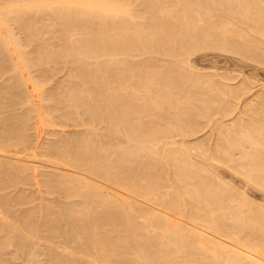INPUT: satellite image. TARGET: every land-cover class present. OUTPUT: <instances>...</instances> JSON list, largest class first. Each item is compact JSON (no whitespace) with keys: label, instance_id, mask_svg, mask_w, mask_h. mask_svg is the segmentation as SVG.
Returning <instances> with one entry per match:
<instances>
[{"label":"bare ground","instance_id":"bare-ground-1","mask_svg":"<svg viewBox=\"0 0 264 264\" xmlns=\"http://www.w3.org/2000/svg\"><path fill=\"white\" fill-rule=\"evenodd\" d=\"M130 1H133V0H129V1L128 0H0V48L4 51L6 50L8 52V46L11 45V48H12L13 44L17 48H19L18 43H16L17 41L13 42L15 40V38H13L14 40L13 39L11 40L10 37H8L7 33L5 32L9 28V25H10L9 21L16 23L18 27L19 26L21 27V29H19V33H20V30L24 31V32L26 30L27 33L32 34V32H30V31L31 30L34 31L35 27H37V29H38V27H40L42 25V23H43V25L45 24V27L42 28V26H43L42 25L41 28H39V29L42 30L45 28L46 32L51 30V29L57 28V26H55V25H58L60 27V28L58 27L60 29V31L56 34H54L52 31H49L50 33L52 32L54 34L51 36V41L50 40L45 41V42L43 41L44 42L43 45H41L43 42L42 43L40 42L41 46L36 45V47H35L36 49L38 47V50H39V47H41V51L38 52V54L40 55L38 58L44 56L42 59H44L47 62V64H48V62H50V63L54 62L55 63L57 60H59V61H57V63H58V62H62L64 60L69 59L70 64L72 63L71 66L74 65V68L79 70L76 74H75L76 70H75V72L73 71L74 75L72 74V72L70 73L73 75L72 76L73 78L71 81L72 82L74 81L75 82V83L73 82L74 84H71L68 81H66V82H68L69 85H67V88L65 89L66 85L62 84L63 83V81H62L60 83V85H61L60 89L63 88L62 85L64 86V88L61 90H58L61 92V94L57 95L56 93L58 91L56 92L55 91L56 89L53 90L54 93L53 92L51 93L54 96V97L51 96L53 98L50 97L51 100L57 96L58 97L60 96V98H59L61 101L60 103L66 104V107L69 110V112H67V115L65 112L63 115L62 109L64 110L65 106L63 108L60 107L61 108V111H60V108H59L60 105L58 106V104H57L58 102H56L57 105L53 104L54 106H58L59 111L62 112V114L60 113L61 118L63 117L62 119H66V120H60L59 119L60 115H59V117H58L59 121H64V122L70 121V123L77 122V124L76 123L73 124L76 126L77 125L79 126V123L81 121L82 122L85 121L84 124L86 126L88 124L87 122L88 121L90 122L91 120H92L93 124H95V125L100 123V125H99L100 127H101V125L103 126V124L105 123V125L103 126L104 129L101 127L102 130L104 131V133H102V134H101V132H103L102 130L101 131L99 130L100 133H96L97 131H95L93 129V128L99 127L97 125L96 127H93L92 129H91V127H89V129L95 131V133L97 135L94 134L93 131L90 132V130L88 128L85 131V129H86V126H85V128L83 127V129L85 131L84 134H81L82 137L79 136L80 138H82L81 140L79 139V137L75 138L78 135H75L74 137L69 136L70 138H72V140L75 138V139H77V141L78 140L80 141L78 144V142H76L74 140L72 142L70 140V138L68 139L70 141L67 140L68 143L70 142L69 143V150L71 148H74V150L71 149L70 152H68L65 149V147L67 146L66 145L67 143H65V145L60 144L61 142L66 141L65 139H64V141H60V139H62V138H60L59 141H57V142H59V144L56 141H55V143H53L54 145L57 144L58 147L57 146L54 147L53 144H51V145H53L51 147V145L49 144L50 150L48 148H45V150H47V149L49 150V151L47 150V155L51 153L48 156H52L51 158L54 159L57 164L63 166V168L67 167L69 169L68 172L65 171L67 173V176L63 173V175H65L66 178L63 179V177L60 175L59 176L61 178L57 177L56 175L55 176L57 178L53 177V180H56V181H54L57 184L56 186H59L60 188L62 187V190H60V191H63V193H64L65 192L64 189H65L66 191L68 190V192H65L68 194H69V191L72 192L73 194L78 193V196L76 194L75 195H73V194L68 195V196H73L74 198H77V197L79 198V194H80V198L81 197L84 198V201L82 199L83 204H81V206L86 204V207H87V204L88 205L92 204V205H89L90 207L88 206L91 209V207H93V205L95 204L96 207L99 209L98 210L95 207H93L94 211L98 210L96 213H99V211L104 212V210L105 211L107 210V214H108V212H109L108 210H111L112 212L110 211V213L108 214L110 219H107V218H106L107 220L103 219L104 223H106L105 221H108V220H110L109 223L111 222V220H112V222L116 221L114 223H116L118 225L120 224L123 227L122 230L124 231L125 236L123 237V235H122V238L118 237L114 240L111 239L109 236L110 230L108 229L109 228L108 226H107L108 228L106 229V230H109L108 231L109 233H106L108 235L102 234L103 232H106V231H104L105 230L104 228H106L104 226H106L107 223L104 226L100 225V226L104 227L103 228L104 230L102 233L99 232V230H98L99 226L96 225V223H98L99 220L97 219V221H96L95 218L99 217V219H100V216L102 215L103 212H101L100 216L98 214L96 217L94 216L95 217L94 218L93 217L94 214H90L92 212V210L91 211L87 210L88 209V207H87L85 209V215L90 211L89 215H92L90 217H93L95 221L93 220V218H92V220L90 218V221H89V218H88L89 215H87L86 217L84 216L85 218L80 219V216H82V214L84 213V208H85V205H84V208L77 206V207H79V209L81 208L80 209L81 211L83 210L82 213L78 212L81 214H79L80 215L78 217L79 219L77 218L80 222H82V229L83 230L82 229H80V230H82L83 233L81 232L82 234L81 233L78 234V232L80 230H77L76 234L79 235V237L73 239V236L70 237L72 235V233H73V235L75 233L72 228L75 227V223H76V228L79 229L77 227V225L80 227L81 223H78V220L77 221L75 220L76 216H78V213L71 211L73 206H74V205L71 206L72 205L71 204V205H69V207L71 206V208H68L69 210L67 212L68 213L67 215L70 214L68 217L71 218L72 217L71 214L73 212V214L75 213V215H76L75 218L73 219V217H74V215H73V217L71 218L73 220H71V221L66 219V218L62 219L64 224L66 222L65 220L69 221V223L74 224V225L70 224V226L73 225L70 227V230L73 231L72 233L70 232V234H71V235L69 234L70 236L67 235L68 233L67 234L64 233L65 230H64V232H62L63 229L61 227V224L63 222H61L62 221L61 219H60L61 221L59 220V216H60L59 214H57L59 216L57 217L58 219L56 220L58 222H55L54 220H52V219H55V217H53V215H55V213L53 214L52 212L50 213V216L53 214L52 218L50 216L49 217L44 216L46 220L43 218L45 220V222L47 221V218H48L49 224H45V222H40V220H39V222L43 223V225L44 224L46 226L51 225V228L53 226L57 225L58 228L62 229V230H60V232H61V235L63 237L62 238L63 241L64 242L68 241V242L64 243L63 245L61 243L62 241H60L61 246L55 245V247H53L54 243H57L59 240H61V238L56 241L57 237H55V238L52 237L53 238L52 240L55 239L54 240L55 242L52 240H48L49 242H47V240L45 241V242H47V244H50V242H53L50 245H48L49 248L47 247V250H49V251H46V253L50 252V246L52 247V250H53V248H56L53 251L57 250L56 252H58V254H57L51 250L53 252V254L58 255V258H56L57 257L56 255L53 256L52 253L50 252L52 255V257H50L51 259L49 258L50 262L52 263L53 257L56 256L55 258L58 260L63 255L64 258L66 257V261L68 259H70L71 261H74L73 257H75V259L77 261V259L79 258L78 262H80V264H81V261H80L81 259L83 260L82 263H84V264H264V209L262 210L260 207H256L257 204H258L257 206H260V203H257V204L255 203V207L252 205V203L251 204L248 203V201L246 200L247 195L244 196L243 192H241V193L236 192L235 193L233 191H236V190L228 189V186H225L227 184L224 180H223V182H225V185H223L224 184L223 182H220V180H218L219 178H218L217 173H214L215 175L212 173L213 180H215V178H216L217 183L220 182L219 185H221V183H222L224 188L222 186L218 187L217 186L218 184H215L216 181L212 180L211 181L212 183H211L208 180V178L212 175L209 173L210 176L208 175L209 177L207 178L208 172L206 170V166L204 165V167H203V170H204V168L206 170V171H204V173L206 172L205 173L206 175H205L204 173H202V171H203L202 169L200 172L199 171L200 169L197 170L198 168H195L196 166L193 165L192 162H194V161H192L190 159L191 152L189 154V151H191L190 150L191 147H188L189 149H187L185 147V144H180L178 146V144L175 145L173 142H172L173 144L170 143L171 141L170 142L168 141V143L165 142L164 143L165 145L163 144L162 141H165V140H162V139L163 138L167 139L168 137L170 139L171 138L170 136L173 132H174L173 134L177 133L176 134L177 136H179V137L182 136L184 138L185 135L191 131L190 129L192 128V125L189 126V122L191 124V121H193V120L188 121V118H192V117L191 116L188 117L190 114L188 112L189 114H184L185 117H183V119L179 120V116H184L183 114L179 115V113H178L179 109H178V106H176V105L181 106L180 101L179 102L175 101L173 104L172 101H169L170 100L169 97L171 96V95L169 96V92H167L168 96H169V97L167 96L168 97L167 98L166 97L167 93L162 94L163 93L162 92L161 94H158V92L157 93L155 92V89L152 90V87H155L156 76L162 75V74H161V72H158V74H156V72L158 70L157 71L154 70V72H153V70H151L152 68H150L151 63L148 64L147 61L145 63L142 60H141L142 63H140L141 61L139 60L140 64H138V66H136V67L133 66L135 64L132 65L133 67L130 64V62L132 63V61H133L132 59H131L132 61H130V58H133L135 53H136L135 55L140 53L138 55L140 57V56H142L141 55L142 53L150 55V52H153L154 54L158 53V55H159L160 54L159 52H162L163 54L164 53H166L167 55L169 54L168 56H171V60H172L173 59L172 56L174 54L178 55L179 53H181L182 57H183V55L184 56L186 55V57H187L189 54L192 55L193 53H195V51H198V50L200 51L203 49L207 50L206 47H213L214 48V47L219 46L218 49L220 47H223L224 48L223 50L227 51L225 49V48H227L230 51V49H234L237 45H239L237 43L242 42V41L246 42V40H248V38H250L248 36L249 35L248 33H250L251 30H250V28H248L247 24H246L247 25L246 29H249L250 31L248 30L249 31L248 32V31H246V29L244 30L243 28L245 27V24L243 26L242 25L243 23L247 22L250 25V22H251V25L252 24L256 25L261 21V19H262V21L264 20V18H262V17H264V13H261L262 11H264V9H263L264 7H262V8L260 7L261 10L263 9L261 12L259 11L260 9L256 10L257 8L252 4V3L256 2V0H254V1L252 0L251 4H249L250 0H135V2H131V3H130ZM259 1H261V3ZM259 1L257 4L256 3L255 4L262 6V0H259ZM135 4H137V5L135 6ZM132 5H134L135 8ZM263 6H264V2H263ZM253 7H255V10L257 12L254 10H253L254 12H252L251 9ZM257 7H259V6H257ZM33 17L41 18L42 22L40 21L39 18H38L39 19V21H38ZM253 18H255V19H253ZM236 19H237V23L239 25L238 27L234 23V22H236ZM259 19H260V21H259ZM37 22L41 23V24L39 23L40 26L37 24ZM7 24H9L8 28H7ZM16 24H13V25H16ZM263 24H264V21L262 22V26H263ZM36 25H38V26H36ZM48 25H51V26L54 25V28L52 26L51 29L46 30L47 29L46 27ZM241 25L243 27H240ZM253 25H252V27H254ZM260 26H261V22L258 25L257 29H259ZM262 26H261V28L264 27V26L263 27ZM256 27L257 26H255L254 27L255 30L252 31V33L255 32L254 33L255 35H256V32H257V34H259V32L261 30V28H260L259 32L256 31ZM251 29L253 30V28H251ZM13 30L14 29H12V31ZM263 30L264 29H262V31ZM9 31L11 32V30H9ZM10 32H9V34H10ZM24 32H22V33H24ZM38 32H41V31L37 30L35 33L37 35L38 34L40 35V33H38ZM35 33H33L32 35H35ZM42 33H44V35H45V32H42ZM42 33H41V36H42ZM263 33H264V31H263ZM12 34H13V32H12ZM31 34H30V36H31ZM260 34H262V33H260ZM260 34L257 37H260V39L261 38L263 39V37H261V36H263L264 34H262L261 36H260ZM37 35H35V36H37ZM41 36L39 38L37 37L38 41L43 40V38L41 39ZM47 36H45V37H47ZM247 36H248V38H246ZM29 38H31V37H29ZM236 39H237V41H236ZM250 39L247 41L248 43L251 42ZM20 40H22V38ZM23 40H25V39H23ZM23 40L21 41L22 43H23ZM251 40L253 42V39H251ZM32 43L34 44V42H32ZM36 43H37V41H36ZM246 43H245L246 46L249 45ZM242 44H243V42H242ZM241 47H242V45H241ZM243 47H245L244 44H243ZM251 47L255 48V43H254V47L252 46V43H251ZM25 48H27V47H25ZM30 48H31V46H30ZM238 48L237 47L235 48L236 50H235V52H233V54L236 53ZM215 49H217V48H215ZM220 49H222V48H220ZM239 49H242V48H239ZM239 49H238V52L241 51ZM243 49H245V51H246V47ZM243 49H242V51H243ZM29 50H31V49H29ZM32 50H35V49L33 48ZM155 50H157L156 51L157 53L155 52ZM158 50H159V52H158ZM208 50H209V48H208ZM9 51L11 52L10 49H9ZM12 51H14V50L12 49ZM229 51H227V53ZM146 52H148V53H146ZM248 52H249V50L246 52H243V53L247 54ZM28 53L29 52H27V54ZM229 53H232V51ZM243 53H241V54H243ZM10 54H12V53H10ZM33 54L34 53L32 52V55ZM236 54L240 55L238 53H236ZM248 54H250V53H248ZM3 55H1V57ZM9 55L7 57L8 59H9ZM29 56H30V54H29ZM35 56L34 57L32 56V57L35 58ZM244 56H246V55H244ZM261 56H264V55L261 54ZM23 57H26V56H22V57L20 56L18 58V60L20 59V61H21V59H22L21 62H22V64H24V67L27 65V63L29 64L33 60V58H32V60L28 59L29 57L26 58V60H25V58H23ZM63 57H66L67 59L64 58V60H62ZM150 57H152V56L150 55ZM165 57H166V55H165ZM178 57H179V55H178ZM182 57H181V59H182ZM4 58H5V56H4ZM183 58H185V57H183ZM100 59L101 60L103 59V60L101 61ZM37 60H39V59H37ZM37 60L36 59L34 60L35 61L34 65H35ZM11 61L12 60H10L9 62H11ZM45 61H44V63H45ZM150 61L158 63L157 61H154L153 59L151 60V58H150ZM12 62H14V61H12ZM173 62H175V60ZM15 63H17V62H14L13 64L15 65ZM41 63L43 64V61H41L40 64ZM67 63H69V62H67ZM133 63H135V62H133ZM13 64L10 66H12L13 68L15 67V69L13 70L11 67V70H13V72H16L15 70H16L18 65L14 66ZM38 64H39V61H38ZM166 64L169 65V63H167V62H166ZM45 65H46V63H45ZM174 65L175 64H173V67H175ZM42 66H44V65H42ZM51 66H52V64H51ZM176 66H177V64H176ZM178 66H180V65H178ZM70 67H68L69 70L64 69V71L66 72V70H68L70 72V69L72 71V68H70ZM158 67H159V65H158ZM169 67H170V65H169ZM40 68L43 70L42 67H40ZM40 68H38V69H40ZM155 68H157V66ZM55 69H57V67ZM47 70H48V68H47ZM53 70H54V68H53ZM53 70L49 68L48 72L50 73V71H53ZM169 70H171V69H169ZM175 70H177V69H175ZM40 72H42V71H40ZM151 72L156 74V76L154 77V75H152L153 73H151ZM171 72H170V76H169L167 74L168 71H166V73L163 74L164 77H161V79L165 78V79H167V82L170 84L169 86H173V87H176L177 89L178 88L181 89V92L183 91V96H182L183 98L181 97L183 100L188 95V93H191V95H192L194 93V91L196 92V94L194 93V95H197L196 98L199 95L202 96L201 92H199L201 90L200 88H198L199 85H198V87H195L196 84L192 83V82H194L193 80L190 79L192 82L190 83V81H188L187 84H186L187 81H181L180 82V80L177 81L176 78L173 80L174 74L171 75ZM173 73H174V71H173ZM15 74H17V73H15ZM70 74H68V79H69V77H71ZM42 75H44V74H42ZM39 76H41V75H39ZM171 76H173L172 79L170 78ZM14 78H15V76H14ZM133 79H135L136 83H140V84H138V86L141 85V86H139L140 88H138L137 85H136V87L138 88L137 91H139V92H141L142 91L141 89H143V91H142L143 95H141L142 97H138L139 95L136 94L137 91L135 90L137 88L134 87L135 85L134 86L131 85V82ZM157 79H158V77H157ZM15 80H13V81H15ZM63 80L65 83L66 77ZM197 80L195 79L196 82H197ZM69 81H70V79H69ZM129 81H130V83H129ZM16 82H17V80L14 82V84ZM18 82H20V81L18 80ZM9 83L10 82H8V84ZM11 83H10V86H11ZM205 83H207V82H205ZM8 84H6L7 88L9 86ZM156 84H158V83H156ZM189 84H192V85L190 86ZM193 84H195V85H193ZM188 85L190 86L189 88L187 87ZM17 86H18V84L16 85V87ZM158 86H160V87L157 88L156 91H159V89L162 91L161 88L162 87L165 88L164 86H161L159 84H158ZM167 86H168V84H167ZM19 87H21V85L18 86V88ZM133 87H134V89H133ZM173 87H171V88H173ZM194 87L196 88V90L194 89ZM3 88H6V87H3ZM13 88L12 87L9 88L10 89L9 91H8V89L7 90L5 89V90L10 93V91H12ZM21 89H19V92L22 91ZM132 89L135 91H131L132 94L129 92V94L127 95L128 91H130ZM179 89H178V91H179ZM191 89L194 91H191ZM228 89L229 88H227V91H228V93H230L229 91H231V90L230 89L228 90ZM1 90H3V89L1 88ZM165 90H166V88H165ZM165 90H163V91H165ZM153 91L155 92V94L153 93ZM178 91H177V95L179 94ZM13 92H14V90H13ZM60 92H58V94ZM184 92L187 93V95L185 94V96H184ZM197 92H199L200 94ZM23 93L21 92L20 96H22ZM4 94L5 93L2 92L3 96H1V99L4 98V96H5L6 100L10 96L12 97V95H10L12 93H10L9 94L10 96L7 98H6L7 95L6 94L4 95ZM139 94H141V93H139ZM180 94H182V93H180ZM13 95L15 96V98L18 97L17 99H20L19 98L20 96H18L19 95L18 93L16 94L17 97L15 94H13ZM160 95H165V99L167 98L166 102H164V100H163L164 98L161 97ZM191 95H189L190 99L191 98L194 99L195 96L193 97V95H192V97H191ZM58 97L55 98L56 101H59ZM160 97H161V99L162 98L163 99L159 100ZM15 98H14V100H15ZM22 98H23V100L24 99L26 100L25 95H24V97L22 96ZM173 99H176V98L173 97ZM179 99H180V97H179ZM187 99L190 101L188 96H187ZM12 100L13 99H11V101ZM51 100H50V102H51ZM188 100H185V102L188 103ZM8 101L11 102L10 100H7L8 104H9ZM15 101H17V100H15ZM182 101H181V103L184 104V102H182ZM0 102H1V100H0ZM21 102H22V100H21ZM54 102L55 101H53V103ZM200 102H201V100H200ZM177 103H179V104H177ZM203 103H205V102H203ZM203 103H202V105H203ZM1 104H2V102L0 103V105ZM13 104H11V105H13ZM61 106H63V105H61ZM56 108L57 107H55V110H58ZM182 108H186L188 110V107L182 106ZM182 108H180V109H182ZM225 108H223V109L225 110ZM70 110L74 111V114H76V113H78V115L81 114L82 117L79 116L78 119H80V118H82V119L86 118V119L80 120V122H79L77 120V118H74L77 121H75V120L73 121V116L74 117H76V116L72 115ZM161 110H164V113L167 112V115L164 114V115L169 117L167 120L166 119L161 120L160 118L157 119V117H156L157 112H159V111L161 112ZM193 110H195V109H193ZM220 110H222L221 107H220ZM79 111H81V112H79ZM174 112H177L178 116L176 114H174ZM184 112H186V111H184ZM70 113L72 116L71 115L68 116ZM191 113H192V111H191ZM198 113H200V112H198ZM202 113H200V114H202ZM83 115H85L84 116L85 118H83ZM173 115H174V118L177 117L176 120H174ZM186 115L188 118L186 117ZM196 115H198V114H196ZM23 116H19V118L17 117V123H18V121L20 122V124H18V125L16 123H14L15 120L13 119V123L16 124V127H18V130H20L19 129L20 125L21 124L23 125V121L25 122L24 124H26L27 123L26 121H28L27 117H29V114L26 116V120L24 119ZM66 116L69 118V120H68V118H66ZM70 117L72 119H70ZM89 118H90V120H88ZM153 118H156V120L154 122L152 121ZM164 118H165V116H164ZM180 118H182V117H180ZM18 119H21V121ZM144 119H149V120L145 121ZM162 119H163V117H162ZM177 119H178L179 124L176 122L178 125H175L174 123H175V121H177ZM254 121H252V122H254ZM260 121L261 120H259V122ZM2 122H1L2 127L4 126V128H2L0 130L4 131V129H6L7 127L9 128V129L8 128L6 129L7 132L12 130L11 126H13V125L9 126V123L7 124L8 126L5 125L4 123L6 122V120H4V119L2 120ZM94 122H96V123H94ZM13 123L11 122L10 124H13ZM154 123H156L157 125H152ZM93 124L91 123V126H95ZM254 124H256V123H254ZM260 124H261V122H260ZM260 124H258V126H260ZM262 124L264 125V122H262ZM27 125H28V123H27ZM81 125H82V123H80V126ZM242 125H243V129H245V130H243L241 127L239 129L235 128V130L236 129L239 130V131L236 130V131H238L239 134L236 133L237 134L236 136L230 135L231 137L234 136V137L239 138V140H236V138L235 139L231 138L228 141L224 140V137L228 132V128H227V130L223 129V131L226 130V132H224L225 134L222 132L224 134V137H222L221 139H222V142L224 141L226 144L223 143L222 145L223 146L226 145V147H229V150L226 147H225L226 150H223L225 148L219 143L218 147H220L219 145H221V148L218 150L215 148L217 151L220 150V152L222 149V152L220 153L221 156L218 157V160L210 157V156H212V152H211L210 153L211 155L207 154L210 157V159L208 157L207 159H209V160H207V161L205 160L204 162H208L211 160L210 163H211V165H213L212 164L213 161H214L213 163L216 162L215 164H218L219 162L222 163V160H223V161L227 162L229 165L232 161H235V160H232V157H233V156H231L232 152L230 154L231 149H233V150L237 149L239 152L238 148H240L241 153L240 154L238 153L240 156H238V155H237L238 157L236 156L237 158H239L238 159L239 161H235L236 163L238 162L237 163L238 167L234 168V172L233 171L231 172V170H230V173H235V171H236L237 174H240V173H238V172H240V171H238V169L235 170L236 168H239V166H240V170L245 173L246 179L244 177H243V179H245V181L248 182L246 184L250 185L249 183H251V184L258 186V188L260 187L261 190H264V155L263 154L261 155L259 153V150H261L264 153V151H263L264 150V130H262V128L264 126H262V128H260L261 130H256L257 127L256 126L254 127L253 125L250 124L255 129H252V127H250V125H249V128H248L249 130H247L248 124H246V127L244 124H241V126ZM26 126H24V127H26ZM88 126H90V125H88ZM16 127L14 125V128H15V131H14L15 135L13 134L14 136H16V134H17L16 132H18V130H16L17 129ZM0 128H1V126H0ZM14 128H13V130H14ZM240 129H242L243 132H242V130L240 131ZM219 130L221 132L222 128ZM3 131H0L2 133V136L4 135ZM6 131H5V133H7ZM88 131H89V133H88ZM232 131H234V129ZM232 131H230V132H232ZM81 132L83 133V130ZM230 132H228V133L230 134ZM234 132H232L231 134H234ZM11 133H13V131ZM98 134H99V136H98ZM84 135H86V136H84ZM11 136H12V134L9 137H11ZM230 136L226 135V137H228L226 139H229ZM64 138H67V137H64ZM9 139H13V138H9ZM2 140H3V137H2ZM234 140H236L237 142H234ZM26 141H28V139ZM26 141L22 140V142H26ZM0 142H2V141L0 140ZM75 142L77 143V146H74V145H76ZM3 143H5V141H3ZM6 143L3 145H6ZM160 143H161V145H160ZM2 144L0 143V146L2 147V148H0V152L3 151V150H1V149H3ZM71 144H73L72 145L73 147L72 146L70 147ZM162 144H163V146H162ZM171 145H173V146L171 147ZM159 146H161V147H159ZM165 146H167L168 148L163 150V148H165ZM244 146H248L249 149H248V147H246L247 149H245V150H247V151L242 152L241 150L242 149L244 150ZM157 147H158V149H157ZM261 147H262V149H261ZM159 148H160V150L162 148L161 151L164 153V155H163V153L160 155ZM250 148H251V151H249ZM111 149H113L112 150L113 154L111 152ZM114 149L116 151H114ZM192 149H193V147H192ZM45 150H44V155H46ZM109 150H110V153L112 156L115 155L114 157H112L110 155V153L108 155ZM157 152H159V154ZM206 152H208V151H206ZM42 154H43V152H42ZM158 155H160V156H158ZM108 156H111V158H113L114 161H112L113 159L109 160ZM215 156H216V154H215ZM222 156H223L222 160L219 161L220 160L219 158H221ZM216 158H217V156H216ZM233 158H235V157H233ZM203 159H204V157H203ZM203 159H202V161H203ZM106 160L108 161V163L110 165H108V163L105 162ZM110 161H112V162H110ZM103 162H105L106 164ZM29 163H31V162H29ZM112 163L114 165H112ZM234 163H232V164L234 165ZM164 164H167L165 166L169 165V168L171 169L170 173L173 174V176L171 177V181H170L171 183H170V185H168L170 189L168 187H164L163 189L166 190V193L165 194L164 193H161V194L158 193L159 196L162 195V197L164 199L159 200L160 198L158 196V199L153 201V197H154L153 194L155 193L156 190H158L157 188L160 185L159 182H160V180H162L161 176L164 174L166 175V172L165 173L163 172L165 170ZM195 164H196V162H195ZM215 164H214V167L219 168V167H216L217 165L215 166ZM27 165L29 166V164H27ZM222 165H225V164L222 163ZM225 166L227 167V165H225ZM231 167H233V166H231ZM35 168L37 169V167H35ZM165 168L168 169V167H165ZM167 169L165 171H167ZM211 169H208V170H211ZM7 170H8V172L10 171L9 169H7ZM23 170H24V167H23ZM24 171H26V169ZM215 171L216 170H214V172ZM218 171H219V169H218ZM221 171H223V170H221ZM11 172L14 173V170H12ZM242 172H241V174H242ZM23 173H25V172H23ZM69 173H70V175L68 176ZM236 173H235V175H237ZM5 174L6 173H4V175ZM160 174H162V175L160 176ZM200 174H204L206 177L203 175H201V176H203V177H201ZM219 174H220V172H219ZM223 174H225V173H223ZM11 175H12V173H11ZM27 175H28V173H27ZM51 175H53V174H51ZM170 175H169V177H170ZM8 176L10 177V175H8ZM16 176H18V175H16ZM159 176L161 179H159ZM221 176H222V174H221ZM239 176H241V175H239ZM167 177H168V175L166 176V178ZM232 177H234V175H232ZM4 178H5V176H4ZM21 178H23V176ZM16 179L18 180L17 177H16ZM168 179H170V178H167V180ZM209 179H212V178H209ZM27 180H28V177H27ZM27 180H24V181L26 182ZM239 180H240V178H239ZM1 181H2V178H1ZM49 181H46V182L48 183ZM240 181H244V180H240ZM3 182H5V181H3ZM14 182H17V181H14ZM25 182L22 181V183H25ZM164 182H165V180H164ZM164 182H162V183L164 184ZM213 182H215L214 185H213ZM50 183H51V181H50ZM242 183H244V182H241V184ZM54 184H53V186H54ZM183 184H185L186 186H184ZM17 185H18V183H17ZM17 185H15V186H17ZM161 185H160V187H161ZM164 185H166V182ZM254 185H251V188H254V187H252ZM56 186H54L55 190L57 188L56 192H59L58 187H56ZM65 186L68 189H66V188L63 189V187H65ZM232 187H233V185H232ZM258 188H257V190H259ZM52 189H53V187H52ZM161 189H162V187H161ZM167 189H169L170 191L169 190L167 191ZM245 189H246V187H245ZM248 189H250V188H248ZM109 192H110V194L112 192V194L110 195ZM59 193H61V192H59ZM182 193L184 195L187 194L185 196V197H187V198H185V200L187 199L186 201H184V200L182 201V199L184 198L183 197L184 195ZM249 193H250V191H249ZM81 194H83V196ZM128 194L141 197L145 201L147 200L150 203L155 202L154 205H152L154 208L152 210L149 209L150 211H148L145 208L147 211H143V210H136V209L132 208L131 204H130L131 206L129 205L130 207L128 205H127L128 207L125 206L126 205L125 201L127 200V204H128L127 198L130 197ZM181 194L183 196H181ZM66 195H64L65 198H66ZM60 196L62 197V195H60ZM64 196L62 197L63 200L65 199ZM75 196H77V197H75ZM119 198H121L123 200H121ZM252 198H253V196H252ZM71 200L69 202H71ZM2 201L3 202H0V203L3 205L4 200L2 199ZM65 201L61 202L62 206L64 205V203H66ZM68 201H67V203H68ZM79 201H75V202H77V204L74 202L75 207H76V205H80L78 203ZM123 201H124L125 205L123 204ZM259 201H261V200H259ZM153 203H151V204H153ZM48 204H51V203H48ZM111 204H113L114 207H112L113 205H111ZM3 206H6V205H3ZM51 206H52V204H51ZM262 207H264V206H262ZM7 208H5V209H7V212H8L9 207H7ZM45 208H43V210H46ZM53 208H55V207L53 206ZM73 209H75V208H73ZM64 210H65V208H64ZM77 210H78V208L76 209V211ZM66 211H67V207H66ZM66 211H64V212H66ZM38 213H40L39 210H38ZM8 214H9V212H8ZM24 215H25V213H24ZM136 215H138L139 217L140 216L143 217L142 219L140 217V219L143 221V224L140 223V225H138V224L136 225V224L131 223V220L133 218L137 217ZM65 216H66V213H65ZM65 216L63 214V216H60V218L65 217ZM104 216L105 215H103V217ZM7 217L8 216H6L5 219L3 218L6 223L4 222L2 225H0L2 228L5 227V225L7 224V221H6ZM14 217H16V216H14ZM35 217L37 218V216H35ZM35 217H32V218H34V220H36ZM38 217H39V215H38ZM139 217H137V218H139ZM12 218L13 217H11L9 219H12ZM86 218L88 220H86ZM14 219L17 220V218H14ZM21 219H26V216H25V218H21ZM28 219H31V217H29ZM18 220H20V217ZM18 220L15 222H18ZM44 220H42V221H44ZM50 220H52V221H50ZM103 220L101 221V223L103 222ZM27 221L28 220H26V222ZM53 221H54V223H51ZM26 222L23 223L22 226H24V224H27ZM30 222H31V220H30ZM59 222H61L60 225H58ZM10 223H11V221H10ZM13 223H14V221H12V224H11L12 226H13ZM46 223H48V222H46ZM55 223H57V224H55ZM33 224L34 223L32 222V225ZM37 224H38V221L36 222V225L35 226L33 225V226L38 227L39 224L38 225ZM53 224H55V225H53ZM68 224L66 222L65 226L63 225V228L66 227L65 229L68 230L69 229ZM11 225H9V226H11ZM32 225L29 227H31L32 229H34L36 231L37 228L35 229ZM111 225H113V223ZM7 226H8V224H7ZM57 226H55V227H57ZM13 227L11 229H14ZM18 227H15V228L19 229ZM55 227H53L54 230H56ZM118 227H120V226H118ZM2 228H0V229H2ZM25 228H26V226H25ZM149 228L152 229V230L150 229L151 231H153L152 234H148ZM158 228H159V230H158ZM11 229H9V231ZM22 229H19V234H20V230L22 232ZM113 229L115 231L116 228H113ZM155 229L158 230L159 234H156L157 230L155 232ZM51 230H53V229H51ZM11 231H13V230H11ZM15 231H16V229H14L13 232H15ZM27 231H28V228H27ZM27 231L25 232L26 236L25 235H22V236L25 238L27 237L26 241L28 239L32 240L34 237L30 238L29 236H27L29 234L28 232L31 231V229H29L28 232ZM56 231H53V232L51 231L52 236H53L54 232L56 234ZM100 231H101V229H100ZM117 231H118V228L115 232H117ZM6 232H8L7 228H6ZM32 232H33V230L31 231V233ZM58 232H59V230H58ZM142 232H143V234L145 233L147 235L146 236H143V234H142V236L139 235ZM26 233H28V234H26ZM47 233L49 234V232H47ZM8 234H11V233L8 232ZM13 234H15V233H13ZM13 234L8 235V236L6 235L8 237V239H10V240H8L6 238H4L5 240H3V238H1V237H3V235L0 236V238L2 239L1 241H3V243H5L4 241H7V240L9 241V242L5 243V246L8 247L9 249L11 248L9 246L13 245L10 243L16 239V237L13 236ZM19 234L16 236H19ZM59 234H57L56 236H58ZM120 234H123V233H120ZM120 234H118V235H120ZM4 235H5V233H4ZM80 235L84 236L82 240L80 238L81 237ZM9 236H10V238H9ZM36 236H37V234H35V238H36ZM60 236H58V238ZM113 236H111V237H113ZM39 238H40V235H39ZM49 238H51V237H49ZM38 239L36 240L37 243H39V241H41V239H39V240ZM42 239H43V237H42ZM16 240H15V242H18L19 240L21 241L20 237L17 241ZM44 240L45 239H43L42 241H44ZM83 240L85 241V244H84ZM23 241H24V239H23ZM23 241H21V242L23 243ZM78 241H79V243H82V244L77 243ZM80 241H83V242H80ZM75 243H76V245H75ZM1 244H2V242L0 243V246H1ZM7 244H10V245L7 246ZM65 244L66 245L68 244V246H65ZM69 245H71V246H69ZM74 245L76 247L78 245L79 246L78 248H80L81 250L79 249L80 250L79 251L78 248L76 249V247H74L75 249H72ZM15 246L17 247V245H15ZM30 246L33 247V245H30ZM2 247H4V245ZM24 248H25V246H24ZM33 248L35 249L36 246ZM74 250H77L78 252L74 251ZM6 251H8V250H6ZM1 252H4V251L1 250L0 253ZM8 254H7V256H9ZM38 254H40V253H38ZM38 254H36V255H38ZM30 255H32L31 252L29 253L28 256H30ZM36 255H34V257ZM49 255L50 254H48L46 257H48ZM75 255H77V256H75ZM1 256H3L2 253H1ZM7 256L5 259L8 258ZM63 256L61 257V261L59 260L61 263H63V261H65ZM68 256H69V258H68ZM71 256L73 259L70 258ZM9 257H11V256H9ZM43 257H44V255H43ZM76 257H78V258H76ZM31 258H32V256H31ZM38 258H39V256H38ZM38 258H36V259H38ZM28 259H30V258H28ZM32 259H34V258H32ZM56 259L54 260V262L52 264H55L58 262ZM62 259H64V260H62ZM38 260H40V259H38ZM8 261H11V260L8 259ZM34 261H35V259H34ZM34 261H33V263H34ZM41 261H40V263H41ZM55 261H57V262H55ZM66 261H65V263H66ZM76 261H75V263L78 264ZM2 262H6V261H2ZM31 262H32V260H30L29 264ZM50 262H48V263H50ZM60 262H58V264ZM67 262L71 264V262L69 260ZM33 263H31V264H33ZM35 263L38 264L37 261ZM75 263L73 262L72 264H75ZM10 264H11V262H10Z\"/></svg>","mask_w":264,"mask_h":264},{"label":"rangeland","instance_id":"rangeland-1","mask_svg":"<svg viewBox=\"0 0 264 264\" xmlns=\"http://www.w3.org/2000/svg\"><path fill=\"white\" fill-rule=\"evenodd\" d=\"M129 1V0H128ZM254 1V0H253ZM259 1V0H258ZM258 1L256 0V2H254V3H252V0H250V3L249 4H253L257 9L256 10H258V9H260L259 11L261 12L262 10H261V8L262 7H264L263 6V2H264V0H262V6H260V5H256L257 3H258ZM131 2H135V0H133V1H130V3ZM138 2V1H137ZM136 2V3H137ZM249 2V1H248ZM260 3H261V1H259ZM256 3V4H255ZM259 3V4H260ZM138 4V3H137ZM137 4H135V6L137 5ZM133 7H134V5H132ZM252 6V5H251ZM257 6H259V7H257ZM255 7H253L251 10H252V12H254V11H256L255 10ZM261 7V8H260ZM135 8V7H134ZM254 10V11H253ZM257 12V11H256ZM261 13H264V11H262ZM33 18H35V17H33ZM39 17H36L35 19L36 20H38L39 21V19H40V21L42 22V19L41 18H39ZM262 18H264V17H262ZM253 19H255V18H253ZM259 21H260V19H259ZM264 21V20H263ZM262 19H261V26H262ZM10 22V23H9ZM8 23L10 24H7V28H8V25H9V28H8V30L7 31H5L6 33H7V36L8 37H10V39L12 40L13 38H15V40L13 41V42H16V43H18V47L19 48H17L14 44H13V46H12V48H11V45H9L8 46V52L5 50H2L1 48V50H0V57H1V55H3L1 58H0V100H1V102H2V104L0 105V126H1V128L0 129H2V128H4V126L2 127V120L4 119V120H6V122L4 123L5 125H7L8 123H9V126H11V125H13V126H11L12 127V130H10L11 132L13 131V133H11L9 130V132H7L6 131V129L8 128H6V129H4V131L3 130H0V131H3L4 132V135L2 136V133L0 132V140L2 141V142H0L1 144L3 143V141H5V143H6V145H3V144H5V143H3L2 144V146H3V149H1V150H3V151H1L0 152V202H3L2 201V199L4 200V203H3V205H6V206H3L1 203H0V225H2L5 221H4V219H5V217L6 216H8L9 218H11V217H13L12 219H9L8 217L6 218L7 220V224H8V226H7V224L5 225V227H1L0 226V228H2V229H0V236H2L3 235V237H1V238H3V240H5L4 238H6V239H8V235H11V234H13V233H15V234H13V236H15L16 237V239L18 238L19 239V237H20V239H21V241H23V239H24V241H23V243L19 240L18 242H15V240L13 241V242H11L10 244H13L12 246H9V247H11L10 249L8 248V247H6L5 246V243L6 242H9L8 240H10V239H8L7 241H4L5 243H3V241H1L2 239L0 238V243L2 242V244L4 245V247H2L3 245L1 244V250L2 251H4V252H1L2 254H3V256H1V253H0V264H10V262H11V264H29V262H30V260H32V262L31 263H33V261H34V259H35V261H34V263L33 264H36L35 262L37 261V263L38 264H50L51 262H50V257H52V255L54 256V255H56L55 257L56 258H58V252H56V251H53V250H55L56 248H53V250H52V247L50 246V252L52 253V255H51V253L49 252H47L46 253V251H49V250H47V247L49 248V246L48 245H50L51 243H53V242H50V244H47V242H49L48 240H52L53 238H55V237H57V239H56V241L57 240H59L60 238H61V240H59L57 243H54V246L53 247H55V245H60L61 246V243H62V245L64 244V243H66V242H68V241H66V242H64L63 241V237H62V235H61V232H60V230H62V232H64V230H65V234H67L68 236H70L71 234H70V232L72 233L73 231L75 232L74 233V235L77 233L76 231L77 230H80V229H82V222H80L78 219V217L80 216L79 214H81L82 213V211L79 209V207H83L84 208V205H85V208H84V213L82 214V216H80V219H82V218H85L87 215H89V213H90V211L92 210V212L90 213V214H94L93 215V217L95 216H97L98 214H99V216H100V214H101V212H103V211H99V213H96L99 209L96 207V205L94 204L93 205V207H95L96 209H98L97 211H94V208L93 207H91V209L89 208L90 206L89 205H92V204H87V207H88V209L87 210H90L86 215H85V209L87 208L86 207V204H84L83 206H81V204H83V202H82V199H83V201H84V198L83 197H81L80 198V194H79V198L77 197L78 196V193H72V192H70L69 191V194L68 193H65V192H68V190L66 191L64 188H66V189H68L66 186L65 187H63V189H64V193H63V191H60V190H62V187L60 188L59 186H56L57 184L54 182V181H56V180H53V177L54 178H57V177H60V176H62L63 177V179L64 178H66V176H67V173L66 172H68L69 171V169L67 168H63V166H61V165H59V164H57L56 162H55V160L54 159H52L51 157L52 156H48V155H50L51 153V151L49 152L50 154H48L47 155V150L50 148V145L51 144H53V143H55V141L57 142V141H59V139L60 138H62V139H60V141H64V139L66 140V141H64V142H61L60 144H62V145H65V143H67L66 145V147L68 148H66L65 146V149L68 151V152H70V150L71 149H73L74 150V148H71L70 150H69V143L67 142V140L72 136V137H74L75 135H78V136H76L75 138H78L79 136L80 137H82V135L81 134H84V132L87 130V128L89 129V127H91V129L93 128V127H96L97 125L99 126L100 125V123H98V124H93V122H92V120L89 122L88 120H90V118L87 120L88 122V124H87V126L84 124L85 123V121H81L80 122V120H85L86 118L84 117L85 115H83V118H85V119H82V118H80V119H78L79 118V116H81V114L80 115H78V113H76V114H74V111H71V113H72V115H75L76 117H74L73 116V121L75 120L74 118H77V120L80 122V123H82V125L80 126V123H79V126L77 125H73V124H77V122H73V123H70V121H59V119L60 120H66V119H62L61 118V115H60V113L62 114V112H63V115H64V112L66 113V115H67V112H69V110L67 109V107H66V104H64V103H60L61 101H60V96L58 97L57 95H60L61 94V92L60 91H58V90H61V89H63L64 88V86L62 85V87L63 88H61L60 89V87H61V85H60V83L63 81V83L62 84H64V85H66V87H65V89L67 88V85H69L68 84V82L69 83H71V84H74L71 80H72V76L74 75L73 74V71L75 72V70H76V72H75V74L79 71V70H77L76 68H74V65L73 66H71L72 65V63L70 64V61H69V59H67L66 57H63L62 58V60H64V58L65 59H67V60H64V61H62V62H58L57 63V61H59V60H57L55 63L54 62H52V63H50V62H48V64H47V62L44 60V59H42L43 57H40V58H38L40 55L38 54V52H40L41 51V47H39V50H38V47H37V49L35 48L36 47V45H39V46H41V45H43L44 44V42L45 41H51V36L52 35H54V34H56V33H58L59 31H60V27L58 26V25H55V26H57V28H54V25H52L53 26V28L54 29H51V25H48L46 28V30H49V29H51V30H49V31H52L51 33L49 32V31H45V28L44 29H39V28H41V26L43 25V23H42V25L40 26V22H37V24L40 26V27H38V29H37V27H35V29H34V31H30V32H32V34L33 33H35L37 30H40L41 32H38V33H40V35L38 34H36L35 33V35H37V36H35V35H32L31 33H27L26 32V30H25V32L27 33H25L24 31H21L20 30V33H19V29H21V27L19 28L18 26H17V24L16 23H13L12 21H9ZM254 22V21H253ZM252 22V23H253ZM260 22L258 23V24H252L254 27L255 26H257L256 27V31H258L259 32V30H260V28H261V26L259 27V29H257L258 28V25L260 24ZM12 23V24H11ZM40 23V24H39ZM235 23V25H237V27L239 26L238 25V23H237V19H236V22H234ZM255 23V22H254ZM13 24H16V25H13ZM244 24H245V27L243 28L244 30L247 28L246 26L248 25V28H250V30L249 29H246V31H250V33H248L249 35V37L251 38V39H253V42L255 43V48H252L251 47V43H252V46L254 47V43L252 42V40L250 39V38H248V36L246 37V38H248V40L250 39V43H248L247 41L248 40H246V42H244V41H242L243 42V44H244V46L246 47V51H248L249 50V52L248 53H250V54H246V53H243V52H246L245 51V49H243V48H245V47H243V44H242V42H239V43H237V44H239V45H237L236 47L238 48H242L243 49V51H242V49H239V50H241V51H239L238 52V49H237V51H236V53H238V54H240V55H237L236 53H234L233 54V52H235V48L234 49H230V51L227 49V48H225L227 51H229V52H231L232 51V53H227V51H225V50H223L224 48L223 47H220V48H222V49H218V47H206L207 48V50H205V49H203V50H198V51H195V53H193L192 55L191 54H187L188 56L186 57V55L184 56L183 55V57H185V58H183L182 57V55H181V53H179L178 55H179V57H178V55H176V54H174L173 56H172V60L174 61L175 60V62H173L172 60H171V56H168L166 53H162V52H159V50H158V52L161 54H159L158 55V53L156 52L157 50H155V52L157 53V54H154L153 52H150V55L152 56V57H150V55L149 54H145V53H142L141 55L142 56H138L139 54H137V55H135L134 54V57L133 58H130V61H132V63L130 62V64H131V66L133 65V64H135V65H133V66H138V64H140V63H142V61L143 62H145L146 63V61H147V63L148 64H150L151 66H150V68H152L151 70H153V72H154V70H158L157 72H156V74H158V72H161V74L162 75H158V76H156V74H154L153 72H151V73H153L152 75H154V77L156 76V79H155V87H152V90H154L155 89V92L157 93L158 92V94H161L162 92V94H166L167 92H169V96H168V93H167V95H166V97L168 96L169 97V101H172L173 102V104H174V102L176 101H180V104H181V106L180 105H176V106H178V113H179V115L180 114H189V116L188 117H192V118H188L187 117V115H186V117L188 118V121H191V120H193V121H191V124H190V122H189V126L190 125H192V128L189 130L190 132H188L186 135H185V137L183 138L182 136H177L176 134H171V138L169 139V137L167 138V139H165V138H163L162 140H165V141H162L163 142V144L166 142V143H168V141L170 142V143H174L175 145H177L178 144V146L180 145V144H185V147L187 148V149H189L188 147H191V151H189V154H190V152H191V157H190V159L192 160V161H194V162H192L193 163V165L194 166H196L195 168H198L197 170H199L200 172H201V169L203 170V167H204V165L206 166V170H207V178L210 176V174L212 175V173L214 174V173H217V175H218V180H220V182H223V180L226 182V184L227 185H225V182H223L224 184L223 185H225V186H228V189H234V190H236V191H233V192H238V193H241V192H243V194H244V196L245 195H247L246 196V200L248 201V203H252V205L255 207V203L257 204V203H260V206H257L256 205V207H260L262 210L264 209V207H262V206H264V190H261L260 189V187L258 188V186H256V185H254V184H251V183H249L250 185H248V184H246V183H248V182H246L245 181V179H246V176H245V173L244 172H242L241 170H240V166H239V168H236L235 170H237L238 169V171H240V172H238V173H240V174H237L236 173V171H235V173L237 174V175H235V173H230V170H231V172L233 171L234 172V168L235 167H238L237 166V163L235 162V161H239L238 159L239 158H237L238 156H240L239 154L241 153L240 152V148H238L239 149V152H238V150L236 149H231V151H230V154H231V152H232V155L231 156H233V157H235V158H233L232 157V160H235V161H232L229 165H228V163L227 162H225V161H223L222 160V158H223V156L221 157V158H219L220 160L219 161H221L222 160V163L223 164H225V165H227V167L225 166V165H222V163L221 162H217L218 164H215V163H213L212 162V164L213 165H211V163H210V161H208V162H204L205 160L207 161V160H209L210 159V157L211 158H214V159H216V160H218V157L219 156H221V152H222V149H221V152H220V150L219 151H217L218 149H220L221 148V145L224 143V144H226L224 141L222 142V137H224V132H226V130H227V128H228V132H230V131H232L233 129H234V131H232V132H234V134H231L232 132H230V134L227 132V134L226 135H228V136H230V135H237L236 133H238V129L241 127L242 129H243V125L241 126V124H244L245 125V127H246V124H248L247 125V130H249L248 128H249V125L251 124V125H253L254 123H256V124H254L253 126L255 127H257V129L256 130H261L260 128H262V126H264L263 124H262V122H264V56H261V54L262 55H264V35L263 36H261L262 34H264L263 33V31H262V29H264V24H263V28H261V30H260V32H259V34L260 33H262V34H260V36L261 37H263V39L261 38L260 39V37H257V36H259V34H257V32H256V35L254 34L255 32H253L252 33V31H254L255 30V28L254 27H252V25H251V22H250V25H249V23H243L242 25L244 26ZM247 24V25H246ZM38 25H36V26H38ZM240 26V27H243V26ZM15 26V27H14ZM43 27H45V24L42 26V28ZM17 28V29H16ZM251 28H253V30L251 29ZM12 29H14L13 31H12ZM9 30H11V32L9 31ZM17 30V31H16ZM23 30V29H22ZM54 30V31H53ZM243 30V31H244ZM248 31V32H249ZM9 32H10V34H9ZM12 32H13V34H12ZM22 32H24V33H22ZM42 32H45V35H44V33H42ZM41 33H42V36H41ZM247 33V32H246ZM245 33V34H246ZM13 36H12V35ZM25 34V35H24ZM30 34H31V36H30ZM22 35V36H21ZM29 35V36H28ZM48 35V36H47ZM50 35V36H49ZM27 36V37H26ZM41 36V39L43 38V40H40V41H38L37 39L39 38ZM45 36H47V37H45ZM17 37V38H16ZM22 38V40L23 39H25V40H23V43L21 42L22 40H20L21 38ZM29 37H31V38H29ZM38 37V38H37ZM50 37V38H49ZM36 40H35V39ZM245 38V39H246ZM32 39V40H31ZM28 40V41H27ZM263 40V41H262ZM20 41V42H19ZM36 41H37V43H36ZM44 41V42H43ZM236 41H237V39H236ZM25 42V43H24ZM32 42H34V44L32 43ZM42 44H41V43ZM29 43V44H28ZM245 43L246 44H249V45H245ZM31 44V45H30ZM41 44V45H40ZM22 45V46H21ZM27 45V46H26ZM241 45H242V47H241ZM30 46H31V48H30ZM33 46V47H32ZM16 47V48H15ZM24 47V48H23ZM25 47H27V48H25ZM248 47V48H247ZM35 49V50H32V49ZM208 48H209V50H208ZM215 48H217V49H215ZM250 48V49H249ZM252 48V49H251ZM9 49L11 50V52L9 51ZM12 49L14 50V51H12ZM21 49V50H20ZM29 49H31V50H29ZM215 49V50H214ZM16 50V51H15ZM20 50V51H19ZM27 50V51H26ZM37 50V51H36ZM221 50V51H220ZM223 50V51H222ZM234 50V51H233ZM36 51V52H35ZM225 51V52H224ZM262 51V52H261ZM4 52V53H3ZM24 52V53H23ZM27 52H29L28 54H27ZM32 52L34 53L33 55H32ZM243 53V54H241V53ZM253 54H252V53ZM10 53H12V54H10ZM146 53H148V52H146ZM178 53V52H177ZM192 53V52H191ZM10 54V55H9ZM21 54V55H20ZM23 54V55H22ZM26 54V55H25ZM29 54H30V56H29ZM144 54V55H143ZM255 54V55H254ZM258 54V55H257ZM8 55H9V59L7 58L8 57ZM22 57V56H26V57H23V58H25V60H26V58H28V59H31L32 60V58L35 56V58H33V62L31 61V63H27V65L24 67V64H22V59H21V61H20V59L18 60V58L20 57V56ZM154 55V56H153ZM165 55H166V57H165ZM244 55H246V56H244ZM4 56H5V58H4ZM11 56V57H10ZM15 56V57H14ZM18 56V57H17ZM33 56V57H32ZM168 56V57H167ZM154 57V58H153ZM177 57V58H176ZM181 57H182V59L184 60H182L181 59ZM258 57V58H257ZM261 57V58H260ZM7 58V59H6ZM150 58H151V60L153 59L154 61H157L158 63H156V62H151L150 61ZM177 60H176V59ZM16 59V60H15ZM37 60V59H39V60H37L36 61V63H35V65H34V60ZM132 59V60H131ZM260 61H259V60ZM10 60H12V61H14V62H17V63H15V65L13 64L14 62H9ZM61 60V59H60ZM101 60V59H100ZM103 60V59H102ZM101 60V61H102ZM141 62H140V61ZM145 60V61H144ZM38 61H39V64H38ZM41 61H43V64L41 63L40 64V62ZM44 61H45V63H46V65H45V63H44ZM66 61V62H65ZM138 61V62H137ZM170 61V62H169ZM173 63H172V62ZM3 62V63H2ZM67 62H69V63H67ZM133 62H135V63H133ZM140 62V63H139ZM166 62L167 63H169V65H170V67H169V65L168 64H166ZM5 63V64H4ZM10 63V64H9ZM33 63V64H32ZM57 63V64H56ZM64 63V64H63ZM66 63V64H65ZM171 63V64H170ZM181 63V64H180ZM14 65V66H17V68H16V72H13V70L15 69V67L13 68L12 66H10V65ZM51 64H52V66H51ZM56 64V65H55ZM155 64V65H154ZM157 64V65H156ZM173 64H175L174 66L175 67H173ZM176 64H177V66H176ZM38 65V66H37ZM42 65H44V66H42ZM58 65V66H57ZM153 65V66H152ZM158 65H159V67H158ZM168 65V66H167ZM178 65H180V66H178ZM34 66V67H33ZM49 66V67H48ZM61 66V67H60ZM71 66V67H70ZM132 66V67H133ZM157 66V68H155ZM11 67H12V69L13 70H11ZM27 67V68H26ZM30 69H29V68ZM38 69V68H40V67H42L43 68V70L40 68V69H36V68ZM48 68V70H47V68ZM57 67V69H55ZM67 67V68H66ZM68 67H70V68H72V71H71V69H70V72L68 71L69 70V68ZM76 67V66H75ZM169 67V68H168ZM173 67V68H172ZM10 68V69H9ZM46 68V69H45ZM49 68L50 69H52L53 70V68H54V70L53 71H50V73L48 72L49 71ZM160 68V69H159ZM177 69V70H175V69ZM180 68V69H179ZM18 69V70H17ZM64 69H68V70H66V72L64 71ZM169 69H171V70H169ZM18 71V72H17ZM37 71V72H36ZM39 71V72H38ZM40 71H42V72H40ZM46 73H45V72ZM164 73H163V72ZM166 71H168V75L170 76V72H171V75H173L174 74V78H173V80L176 78V80L178 81V80H180V82L181 81H187L186 82V84L188 83V81H190V83L192 82L191 80H193L194 82H192V83H195V84H193V85H195V87H198V85H199V87L198 88H200L201 90L199 91V92H201V94H202V96L201 95H199L197 98H196V96L197 95H194V93L196 94V92L194 91V90H192L191 89V91H194V93L192 94L193 95V97H194V99L193 98H191L190 99V97H189V95H191V93H188V95H187V93H185L184 92V96H185V94L188 96V98L190 99V101L187 99V96L184 98V100L182 99L183 97V91L181 92V89H179V91H178V89L176 88V87H173V86H169L170 84L167 82V79H165V78H163V79H161V77H164V75L163 74H165L166 73ZM173 71H174V73H173ZM68 72V73H67ZM72 72V74H70ZM15 73H17V74H15ZM41 73V74H40ZM48 73V74H47ZM42 74H44V75H42ZM68 74H70V76L71 77H69V79H70V81H69V79H68ZM160 74V73H159ZM166 74V75H167ZM39 75H41V76H39ZM167 75V76H168ZM14 76H15V78H14ZM41 77V78H40ZM44 77V78H43ZM65 77H66V80H65V83H64V80L63 79H65ZM157 77H158V79H157ZM172 77L173 76H171L170 78L172 79ZM179 77V78H178ZM193 78V79H192ZM17 80V84H18V86H20L21 85V87H19L18 88V86L16 87V83L14 84V82ZM184 79V80H183ZM187 79V80H186ZM189 79V80H188ZM191 79V80H190ZM195 79L197 80V82L195 81ZM11 80V81H10ZM13 80H15V81H13ZM18 80L20 81V82H18ZM166 80V81H165ZM208 80V81H207ZM13 81V82H12ZM66 81H68V82H66ZM131 81V80H130ZM130 81H129V83H130ZM161 83H160V82ZM8 82H12L11 83V86H10V83L8 84ZM168 84V86H167V84ZM205 82H207V83H205ZM133 83V84H132ZM156 83H158L159 85H161V86H164L165 88H166V90H165V88H161L162 89V91L159 89V91H156V89L157 88H159L160 86H158V84H156ZM185 83V82H184ZM198 83V84H197ZM6 84H8L9 86H8V88H7V85ZM13 84V85H12ZM60 86H59V85ZM138 84H140V83H136V81H135V79H133L132 80V82H131V85H135L134 87L135 88H140L139 86H141V85H139L138 86ZM58 85V86H57ZM136 85H137V87H136ZM166 85V86H165ZM190 86L192 85V84H189ZM187 86L188 88L190 87V86ZM58 88H57V87ZM3 87H6L7 89H8V91L10 90L9 88H13V90H14V92H13V90L12 91H10V93H12V94H10L8 91H6L7 89L6 88H3ZM56 87V88H55ZM134 87H133V89H134ZM171 87H173V88H171ZM194 87V89L196 90V88ZM1 88L3 89V90H1ZM22 88V89H21ZM138 88L137 89H135L136 91L138 90ZM197 88V89H198ZM227 88H229L231 91H229L230 93H228V91H227ZM6 89V90H5ZM19 89H21L20 91L26 96V100L24 101L23 100V98H22V96L24 97V95L22 94V96H20V94H21V92H19ZM56 89V90H55ZM130 90V91H128V93H127V95L129 94V92L131 93V91H135V90ZM228 89V90H229ZM53 90H55L56 92L58 91V92H60L59 94H58V92L55 94L57 97H58V100L59 101H56L55 100V98H57V97H55L54 99H52L51 100V98H53L54 96L51 94L52 92H53ZM142 91H143V89H141ZM163 90H165V91H163ZM168 90V91H167ZM189 90V89H188ZM199 90V89H198ZM5 91V92H4ZM142 91L141 92H139V91H137L136 92V94L137 95H139L138 97H142L141 95H143L142 94ZM177 91L179 92V94L177 95ZM2 92L3 93H5L7 96H6V98L7 97H9L10 95H12V97L10 96L9 98H7V100H10L11 101V99H13L14 100V98H15V96L13 95V94H19L18 96H20L19 98L20 99H17L18 97H17V95H16V97L17 98H15V100H17V101H11V102H9V104L7 103V100L5 99V96H4V98H2L1 99V96H3L2 95ZM8 94H7V93ZM155 92L153 91V93L155 94ZM171 92V93H170ZM199 92H197V93H199ZM54 93V92H53ZM139 93H141V94H139ZM180 93H182V94H180ZM4 94V95H5ZM10 94V95H9ZM51 94V95H50ZM132 94V93H131ZM200 94V93H199ZM173 95V96H172ZM192 95H191V97H192ZM51 96H53V97H51ZM161 97H163L162 99L164 100V102H166V100H167V98L165 99V95H160ZM177 96V97H176ZM180 97V99H179V97ZM51 97V98H50ZM161 97L159 98V100L161 99ZM172 97V98H171ZM173 97H175L176 99H173ZM182 97V98H181ZM22 98V99H21ZM62 99V98H61ZM161 99V100H162ZM179 99V100H178ZM19 100V101H18ZM21 100H22V102H21ZM49 100V101H48ZM50 100H51V102H50ZM63 100V99H62ZM183 100V101H182ZM185 100H188V103L187 102H185ZM200 100H201V102L203 103V102H205V103H203V105H202V103L200 102ZM203 100V101H202ZM53 101H55L54 103H53ZM64 101V100H63ZM62 101V102H63ZM181 101L182 102H184V104H182L181 103ZM0 102V103H1ZM18 102V103H17ZM24 102V103H23ZM56 102H58L57 104H58V106H59V108L61 107V108H63L64 106V110L62 109V112H60L61 111V108H60V111H59V108H58V106H54L53 104H55V105H57L56 104ZM171 102V103H172ZM6 103V104H5ZM14 103V104H13ZM50 103V104H49ZM163 103V102H162ZM5 104V105H4ZM8 104V105H7ZM11 104H13V105H11ZM177 104H179V103H177ZM51 107H50V106ZM61 105H63V106H61ZM182 106H184V107H188V110L186 109V108H182ZM54 107V108H53ZM55 107H57L56 109H58V110H55ZM220 107H221V109L222 110H220ZM226 107V108H225ZM180 108H182V109H180ZM191 108V109H190ZM195 109V110H193V109ZM223 108H225V110L223 109ZM51 109V110H50ZM67 109V110H66ZM184 109V110H183ZM198 109V110H197ZM218 109V110H217ZM183 110V111H182ZM56 111V112H55ZM59 113H58V112ZM82 111V110H81ZM81 111H79V112H81ZM176 111V110H175ZM181 111V112H180ZM184 111H186V112H184ZM191 111H192V113H191ZM194 111V112H193ZM200 112V113H202V114H200V113H198V112ZM28 112V113H27ZM51 112V113H50ZM53 112V113H52ZM189 112V113H188ZM27 113V114H26ZM71 113L68 115V116H70L71 115ZM83 113V112H82ZM160 113V114H159ZM177 112H174V114H178ZM29 114V117H27L28 119V121H26L27 123H28V125H27V123L26 124H24L25 122L23 121V125L21 126L20 125V130H18V127H16V124L18 125V124H20V122L18 121V123H17V117L19 118V116H23L24 117V119L26 120V116ZM57 114V115H56ZM159 114V115H158ZM164 114H166L167 115V112L166 113H164V110H161V112L159 111V112H157V115H156V117H157V119H161V120H164V119H168L169 117L168 116H166V115H164ZM196 114H198V115H196ZM200 114V115H199ZM59 115H60V117H59ZM71 115V116H72ZM175 115V116H176ZM195 115V116H194ZM78 116V117H77ZM164 116H165V118H164ZM178 116V115H177ZM200 116V117H199ZM22 117V118H23ZM58 117H59V119H58ZM82 117V116H81ZM162 117H163V119H162ZM167 117V118H166ZM180 117H182V118H180ZM183 117H185V115L184 116H179V120L180 119H183ZM16 118V119H15ZM66 118H68L67 116H66ZM88 118V117H87ZM173 118H174V115H173ZM176 118L177 117H175L174 118V120H176ZM196 118V119H195ZM260 118V119H259ZM2 119V120H1ZM13 119L15 120L14 121V123H16V124H14L13 123ZM70 119H72L71 117H70ZM172 119V118H171ZM170 119V120H171ZM256 119V120H255ZM263 119V120H262ZM18 120H20L21 121V119H18ZM23 120V119H22ZM68 120H69V118H68ZM77 120H75V121H77ZM145 121L146 120H149V119H144ZM156 120V118H153L152 119V121L154 122ZM173 120V119H172ZM255 120V121H254ZM259 120H261L260 122H261V124H260V122H259ZM187 121V122H188ZM252 121H254V122H252ZM258 123H257V122ZM2 122V123H1ZM13 123V124H10V123ZM72 122V121H71ZM173 122V121H172ZM179 124V122H178V119H177V121H175V125H178L177 123ZM22 123V122H21ZM91 123L93 124V125H95V126H91ZM94 123H96V122H94ZM102 124V123H101ZM258 124H260V126H258ZM14 125H15V127L17 128L16 130H18V132H16L17 134H16V136H14L15 135V133H14V131H15V128H14ZM27 125V126H26ZM84 125V126H83ZM88 125H90V126H88ZM105 125V123L103 124V126ZM152 125H157L156 123H154V124H152ZM250 125V127H252V129H255V128H253V126H251ZM8 126V125H7ZM24 126H26V127H24ZM85 126H86V129H85V131H84V129H83V127L85 128ZM103 126L101 125V127L103 128ZM222 126V127H221ZM239 126V127H238ZM6 127V126H5ZM100 126L99 127H96V128H93L95 131H97L96 133H100V131L102 130V128H101ZM222 128V131L220 132V130L219 129H221ZM224 127V128H223ZM13 128H14V130H13ZM106 128V127H105ZM235 128H238V129H236V130H238V131H236L235 130ZM259 128V129H258ZM9 129V128H8ZM11 129V128H10ZM104 129V128H103ZM223 129H226L225 131H223ZM232 129V130H231ZM242 129H240V131L242 130ZM83 130V133L81 132ZM90 130V129H89ZM100 130V131H99ZM243 130H245V129H243ZM243 130H242V132H243ZM262 130H264V127L262 128ZM5 131L7 132V133H5ZM93 130H90V132H92ZM95 131H93V133L94 134H96L95 133ZM103 131V130H102ZM224 134H223V133ZM241 132V133H242ZM12 134V136L11 137H9L11 134ZM88 133H89V131H88ZM92 133V134H93ZM102 133H104V131L103 132H101V134ZM191 133V134H190ZM14 134V135H13ZM86 134V133H85ZM100 134V135H101ZM239 134V133H238ZM97 135V134H96ZM95 135V136H96ZM188 135V136H187ZM226 135H225V137H224V140H226V141H228V140H230L231 138H233V139H235L236 138V140H239V138H237V137H231L230 136V138L229 139H226V138H228V137H226ZM3 137V140H2V137ZM6 136V137H5ZM25 138H24V137ZM70 136V137H69ZM84 136H86V135H84ZM98 136H99V134H98ZM6 139H5V138ZM16 137V138H15ZM64 137H67V138H64ZM79 137V139L81 140L82 138H80ZM9 138H13V139H9ZM15 138V139H14ZM73 139L74 141H76V142H78V144H79V140L77 141V139ZM96 138V137H95ZM5 139V140H4ZM28 139V141H26ZM58 139V140H57ZM221 139V140H220ZM9 140V141H8ZM22 140L23 141H26V142H22ZM70 140L73 142V140H72V138H70ZM70 140H68V141H70ZM236 140H234V142H237ZM175 141V142H174ZM75 142V144L76 145H74V146H77V143ZM161 142V143H162ZM58 144H59V142H57ZM161 143H160V145H161ZM169 143V144H170ZM172 143V144H173ZM221 144V145H219L220 147H218V144ZM50 144V145H49ZM163 144H162V146H163ZM228 144V143H227ZM54 145V144H53ZM53 145H51V147L53 146ZM73 144H71L70 145V147L72 146ZM159 145V144H158ZM165 145V144H164ZM58 147V145L56 144V145H54V147ZM61 146V145H60ZM173 145H171V147H172ZM223 146V145H222ZM229 146V145H228ZM73 147V146H72ZM159 147H161V146H159ZM170 147V146H169ZM192 147H193V149L195 150H193L192 149ZM224 148L226 147V145L225 146H223ZM222 147V148H223ZM243 147V146H242ZM241 147V148H242ZM246 147H248V146H244V150L242 149L241 151L242 152H245V151H247V150H245V149H247ZM0 148H2L1 146H0ZM45 148H48L47 150H45ZM168 147L167 146H165V148H163V150L164 149H167ZM217 150H216V149ZM228 150H229V147H226ZM226 148L225 149H223V150H226ZM157 149H158V147H157ZM248 149H249V147H248ZM260 149V148H259ZM258 149V150H259ZM261 149H262V147H261ZM44 150L46 151L45 153H46V155H44ZM50 150V149H49ZM48 150V151H49ZM113 149H111V152H112V154H113V151H112ZM161 150H162V148H161ZM160 150V148H159V152H160V155L163 153L162 151ZM169 150V149H168ZM114 151H116L115 149H114ZM167 151V150H166ZM206 151H208V152H206ZM218 153H217V152ZM237 151V152H236ZM249 151H251V148H250V150ZM248 151V152H249ZM261 150H259V153L262 155H264V153L261 151ZM264 151V150H263ZM42 152H43V154H42ZM159 152H157L158 154H159ZM212 152V156H208L207 154H209V155H211L210 153ZM215 152V153H214ZM247 152V153H248ZM109 153H110V150L108 151V155H109ZM193 153V154H192ZM203 155H202V154ZM239 153V154H238ZM207 156H206V155ZM215 154H216V156H217V158H216V156H215ZM218 154V155H217ZM110 155H111V153H110ZM160 155H158V156H160ZM163 155H164V153H163ZM194 155V156H193ZM238 155V156H237ZM112 156V155H111ZM111 156H108V158H109V160H112L113 158H111ZM115 155H113L112 157H114ZM206 156V157H205ZM237 156V157H236ZM203 159V157H204V159H203V161H202V159ZM209 157V159H207ZM111 158V159H110ZM193 158V159H192ZM25 160V161H24ZM28 160V161H27ZM112 161H114V159L112 160ZM112 161H110V162H112ZM26 162V163H25ZM29 162H31V163H29ZM105 162H107L108 163V161L106 160ZM105 162H103V163H105ZM195 162H196V164H195ZM225 162V163H224ZM235 162V163H234ZM36 163V164H35ZM232 163H234V165L232 164ZM6 164V165H5ZM27 164H29V166L27 165ZM32 166H31V165ZM106 164V163H105ZM207 164V165H206ZM210 164V165H209ZM214 164H215V166L216 167H219V168H215L214 167ZM5 165V166H4ZM8 165V166H7ZM10 165V166H9ZM34 165V166H33ZM38 165V166H37ZM108 165H110L109 163H108ZM112 165H114L113 163H112ZM165 165H167V164H164V166ZM236 165V166H235ZM3 166V167H2ZM7 166V167H6ZM12 166V167H11ZM200 168H199V167ZM202 166V167H201ZM230 166V167H229ZM231 166H233V167H231ZM11 167V168H10ZM19 167V168H18ZM23 167H24V170L26 169V171H24L23 170ZM35 167H37V169L34 168ZM165 167H168V169L167 168H165ZM164 167V169L166 170L167 169V171H163L164 173L166 172V175L164 174V175H162V174H160V176H161V178H162V180H160V182H159V184L161 185V187H162V189H161V187H160V185H159V187L157 188L158 190H156L155 191V193L153 194V201L154 200H156V199H158V196H159V194H161V193H166V190L165 189H163L164 187H168L169 188V186L168 185H170V181H171V177L173 176V174H171L170 173V168H169V165L168 166H165ZM209 167V168H208ZM214 169H213V168ZM212 168V169H211ZM228 168V169H227ZM231 168V169H230ZM7 169H9L10 171L8 172V170ZM20 169V170H19ZM208 169H211V170H208ZM218 169H219V171H218ZM233 169V170H232ZM12 170H14V173L13 172H11ZM22 170V171H21ZM205 170V168H204V170L202 171V173H204V171H206ZM214 170H216L215 172H214ZM221 170H223V171H221ZM225 170V171H224ZM227 170V171H226ZM229 170V171H228ZM21 171V172H20ZM66 171V172H65ZM211 171V172H210ZM218 171V172H217ZM2 172V173H1ZM23 172H25V173H23ZM172 172V171H171ZM199 172V173H200ZM219 172H220V174H219ZM228 172V173H227ZM241 172H242V174H241ZM4 173H6L5 175H4ZM11 173H12V175H11ZM27 173H28V175H27ZM50 173V174H49ZM62 173V174H61ZM63 173L66 175H63ZM171 175H170V174ZM206 173V172H205ZM204 173V174H205ZM210 173V174H209ZM223 173H225V174H223ZM244 173V174H243ZM15 174V175H14ZM22 174V175H21ZM51 174H53V175H51ZM204 174H200V176L201 175H203V176H205ZM221 174H222V176H221ZM227 174V175H226ZM229 174V175H228ZM231 174V175H230ZM5 176V178H4V176ZM8 175H10V177L8 176ZM16 175H18V176H16ZM47 175V176H46ZM57 177H56V176ZM60 175V176H59ZM70 175V173L68 174V176ZM168 175V177L167 178H170V179H168L167 180V178H166V176ZM169 175H170V177H169ZM209 175V176H208ZM215 175V174H214ZM224 175V176H223ZM232 175H234V177H232ZM239 175H241V176H239ZM243 175V176H242ZM23 176V178H21ZM65 176V177H64ZM160 176H159V179H161L160 178ZM203 176H201V177H203ZM221 176V177H220ZM227 178H226V177ZM239 176V177H238ZM15 177V178H14ZM16 177L18 178V180L16 179ZM27 177H28V180H27ZM46 177V178H45ZM49 177V178H48ZM206 177V176H205ZM243 177L245 178V179H243ZM1 178H2V181H1ZM61 178V177H60ZM209 178H212V179H209ZM208 178V180L211 182L212 180H213V175L212 176H210ZM215 178V177H214ZM222 178V179H221ZM239 178H240V180H244V181H240L239 180ZM242 178V179H241ZM16 179V180H15ZM45 179V180H44ZM173 179V178H172ZM204 179V178H203ZM230 179V180H229ZM24 180H27L26 182L24 181ZM51 181V183H50V181ZM66 180V179H65ZM164 180H165V182H166V185H164L165 184V182H164ZM168 182H167V181ZM205 180V179H204ZM207 180V179H206ZM222 180V181H221ZM3 181H5V182H3ZM14 181H17V182H14ZM22 181L23 182H25V183H22ZM46 181H49L48 183L46 182ZM173 181V180H172ZM213 181H216V178H215V180H213ZM229 181V182H228ZM162 182H164V184L162 183ZM220 182H218L217 183V181H216V183L215 182H213V185H214V183L215 184H218L217 186L218 187H220V186H222L223 187V185H222V183H221V185H219L220 184ZM241 182H244V183H242L241 184ZM7 183V184H6ZM17 183H18V185H17ZM20 183V184H19ZM45 183V184H44ZM51 185H50V184ZM54 184V186H56V187H58V190H59V192H61V193H59V192H56V190H57V188H56V190H55V187L53 186V184ZM212 183V182H211ZM233 183V184H232ZM5 184V185H4ZM17 185V186H15V185ZM229 184V185H228ZM47 185V186H46ZM184 186H186L185 184H183ZM212 185V184H211ZM232 185H233V187H232ZM239 185V186H238ZM251 185H254V186H252V187H254V188H251ZM100 186V185H99ZM242 186V187H241ZM249 186V187H248ZM49 187V188H48ZM52 187H53V189H52ZM231 187V188H230ZM245 187H246V189H245ZM160 188V189H159ZM224 188V187H223ZM244 188V189H243ZM248 188H250V189H248ZM257 188L259 189V190H257ZM170 189V188H169ZM169 189H167V191L169 190ZM240 191H239V190ZM248 189V190H247ZM252 189V190H251ZM243 190V191H242ZM247 190V191H246ZM165 191V192H164ZM170 191V190H169ZM249 191H250V193H249ZM263 191V192H262ZM245 192V193H244ZM248 192V193H247ZM259 192V193H258ZM159 193V194H158ZM263 193V194H262ZM66 195V198H65V196L64 195ZM77 195V196H75V197H77V198H74L73 196H68V195ZM109 194H110V192H109ZM111 194H112V192H111ZM110 194V195H111ZM183 194V193H182ZM181 194V196H183ZM251 194V195H250ZM59 195V196H58ZM60 195H62V197L64 196V200L62 199V197L60 196ZM82 196H83V194H81ZM130 197H128L127 199H128V204H127V200L125 201L126 203V205L124 204V201H123V204L125 205V206H129L130 204L132 205V208H134V209H136V210H143V211H150L149 209H153L154 207L152 206V205H154V203L153 202H151V203H153V204H151L150 202H148L147 200L145 201L143 198H141V197H138V196H133V195H131V194H128ZM187 195V194H186ZM186 195H184L183 197V199H182V201L184 200V201H186L185 200V198H187V197H185ZM252 196H253V198H252ZM256 196V197H255ZM69 197V198H68ZM72 197V198H71ZM162 197V195L161 196H159V200H161V199H164L163 197ZM261 197V198H260ZM263 197V198H262ZM9 198V199H8ZM61 198V199H60ZM17 199V200H16ZM20 199V200H19ZM60 199V200H59ZM70 199H72L71 200V202H69L68 200ZM74 199V200H73ZM80 201H79V200ZM119 199H121V198H119ZM126 199V198H125ZM9 200V201H8ZM62 200V201H61ZM66 200V201H65ZM121 200H123V199H121ZM250 200V201H249ZM252 200V201H251ZM254 200V201H253ZM258 200V201H257ZM259 200H261V201H259ZM66 202V203H64V205L62 206L61 204V202ZM67 201H68V203H67ZM75 201H79L78 203L80 204V205H76V207H75V203L77 204V202H75ZM75 202V203H74ZM48 203H51L52 204V206H51V204H48ZM54 203V204H53ZM74 203V204H73ZM254 203V204H253ZM66 204V205H65ZM72 204V205H71ZM263 204V205H262ZM10 205V206H9ZM69 205H71V206H73V208H75V209H73L72 208V210L71 211H73V212H81V213H78V216H76L75 215V213L73 214V212H72V217H73V215H74V217H73V219L75 218V216H76V218H75V220L77 221L78 220V223H81V228L77 225V227L79 228V229H77L76 228V223H75V229L74 228H72L73 229V231H71L70 230V227L71 226H73L74 224L73 223H69V221H67V220H65L66 222H67V224L69 225H67L68 227H69V229L67 230V229H65V228H63V225L65 226V224H66V222H65V224H64V222H63V218H66V219H68V220H73V219H71V218H69L68 216L70 215H67L68 213V208H71V206L69 207ZM111 205H113V204H111ZM110 205V206H111ZM130 205V206H131ZM151 205V206H150ZM156 205V204H155ZM262 205V206H261ZM52 208H51V207ZM53 206L55 207V208H53ZM60 206V207H59ZM67 207V211H66V207ZM77 206H79V207H77ZM127 206V207H128ZM129 206V207H130ZM7 207H9V214H8V212H7ZM46 207V208H45ZM65 208V210H64V208ZM112 207H114V205L112 206ZM136 207V208H135ZM150 207V208H149ZM5 208H7V209H5ZM42 208V209H41ZM43 208H45L46 210H43ZM78 208V210L76 211V209ZM93 208V209H92ZM147 210H146V209ZM101 209V208H100ZM38 210H39V212L40 213H38ZM52 210V211H51ZM75 210V211H74ZM103 210V209H102ZM47 211V212H46ZM64 211H66V212H64ZM109 212H108V214L110 213V211L111 210H108ZM15 214H14V213ZM55 213V215H53V217H55V219H52V220H54L55 222H58V221H56L58 218V216L60 215V216H63V214H64V216H65V213H66V216L65 217H61L60 218V216H59V220L61 221V222H63L62 224H61V227H62V229H60V228H58V226L57 225H55V224H57V223H55V224H53V225H55V226H57V227H55V226H53V227H55L56 228V230L58 229L59 230V232H58V230L56 231V230H54V228L52 227L51 228V225H45V224H49V219L47 218V221L46 222H48V223H46L45 222V217L44 216H50V213ZM60 212V213H59ZM70 212V211H69ZM95 212V213H94ZM112 212V211H111ZM24 213H25V215H24ZM33 213V214H32ZM43 215H42V214ZM71 213V212H70ZM28 214V215H27ZM45 214V215H44ZM57 214H59V215H57ZM108 214H107V210L105 211L104 210V212L102 213V215L100 216V219H99V217H97V218H95L96 219V221H97V219L99 220V222L98 223H96V225H98L99 227H98V230H99V232L100 233H102L103 232V230L104 231H106V232H103L102 234H106V233H109L108 231L110 230V233H109V236H110V238L111 239H116V238H118V237H120V238H122V235H123V237L125 236V233H124V231L122 230L123 229V227L119 224H116V223H114V222H116V221H114V222H112V220H111V222L109 223V221L110 220H108V221H105L106 223H107V225L106 226H104L106 223H104V220H107V219H110L109 218V216H108ZM6 215V216H5ZM21 215V216H20ZM38 215H39V217H38ZM52 215L50 216L51 218H52ZM57 215V216H56ZM103 215H105L104 217H103ZM14 216H16V217H14ZM18 216V217H17ZM25 216H26V219H21V218H25ZM35 216H37V218L35 217ZM42 216V217H41ZM85 216V217H84ZM90 216H92V215H89L88 216V218H89V221H90V218H91V220H92V218L93 217H90ZM137 217H139L138 215H136ZM19 217H20V220H18L19 219ZM29 217H31V219H28ZM32 217H35V219L38 221V227L36 226V227H34L35 225H36V220H34V218H32ZM137 217H135V218H133L132 220H131V223L132 224H138V225H140V223L141 224H143V221L141 220L143 217H141V219H140V217L139 218H137ZM4 218V219H3ZM14 218H17V220H18V222H15V221H17V220H15ZM41 218V219H40ZM45 220H44V219ZM50 218V219H51ZM78 218V219H77ZM94 218H93V220H94ZM107 218V219H106ZM14 219V220H13ZM104 219V220H103ZM140 219V220H139ZM24 220V221H23ZM26 220H28L27 222H26ZM30 220H31V222H30ZM39 220H40V222H45V224L43 225V223H40L39 222ZM42 220H44V221H42ZM52 220H50V221H52ZM86 220H88L87 218H86ZM103 220V222L101 223V221ZM135 220V221H134ZM3 221V222H2ZM10 221H11V223H10ZM12 221H14V223H13V226L11 225L12 224ZM23 221V222H22ZM54 221L53 222H51V223H54ZM82 221V220H81ZM95 221V220H94ZM137 221V222H136ZM21 222V223H20ZM27 223V224H24V226H22L23 225V223ZM32 222L34 223L33 225H32ZM61 222H59V224L58 225H60V223ZM139 222V223H138ZM6 223V222H5ZM30 225H29V224ZM50 223V224H51ZM100 223V224H99ZM113 223V225H111ZM118 223V222H117ZM19 226H17V225ZM70 224H73V225H71L70 226ZM110 224V225H109ZM9 225H11V226H9ZM33 226L35 229H36V231L34 230V229H32L31 227H29V226ZM43 225V226H42ZM100 225H103L104 227H106V228H104L103 226H100ZM4 226V225H3ZM25 226H26V228H25ZM45 226V227H44ZM50 228H49V227ZM109 228H108V227ZM118 226H120V227H118ZM14 228V229H16V231L15 232H13L14 231V229H11V228ZM15 227H18L19 229H22L23 227V229H22V232H21V230H20V234H19V229H17V228H15ZM60 227V226H59ZM67 227V228H68ZM111 227V228H110ZM6 228H7V231L8 232H10L11 234H8V232H6ZM11 229V230H13V231H9V229ZM27 228H28V231H29V229H31V231L33 230V232L35 233V234H37V236H36V238H35V234L32 232L31 233V231H27ZM49 228V229H48ZM101 229V231H100V229ZM104 228V229H103ZM109 229V230H106V229ZM113 228H116L115 229V231L117 230V228H118V231L117 232H115L114 231V229ZM51 229H53V230H51ZM121 229V230H120ZM151 228H149V232H148V234H152L153 233V231H151L150 230ZM49 232V234L46 232ZM50 230V231H49ZM68 232H67V231ZM70 230V231H69ZM83 230V229H82ZM82 230H80L79 232H78V234L79 233H83V231ZM113 232H112V231ZM156 230L157 229H155V232H156ZM158 230H159V228H158ZM158 230H157V233L156 234H159L158 233ZM5 231V232H4ZM24 231V232H23ZM28 232V233H26V234H28L27 236H29L30 238L31 237H34L32 240H27L26 241V239H27V237L25 238V237H23L22 235H25V232ZM39 233H38V232ZM51 231L53 232V231H56V234H55V232H54V234H53V236H52V233H51ZM47 234H46V233ZM151 232V233H150ZM4 233H5V235H4ZM19 234V236H16V235H18ZM24 233V234H23ZM60 233V234H59ZM81 233V234H82ZM115 233V234H114ZM120 234V233H123V234H120V235H118V234ZM140 233V232H139ZM8 234V235H7ZM34 234V235H33ZM57 234H59L58 236H60L59 238H58V236H56ZM63 234V233H62ZM70 234V235H69ZM111 234V235H110ZM142 234H143V232L141 233V234H139V235H141L142 236ZM7 235V236H6ZM39 235H40V238H39ZM73 235V233H72V235L70 236V237H72L73 236V239L74 238H77V237H79V235H75L74 236ZM106 235H108V234H106ZM114 235V236H113ZM147 234H143V236H146ZM6 236V237H5ZM23 238H22V237ZM26 236V235H25ZM46 236V237H45ZM64 236V235H63ZM81 237V240L83 239V237L84 236H82V235H80ZM111 236H113V237H111ZM12 237V236H11ZM28 237V238H29ZM42 237H43V239H45L44 241H42L43 239H42ZM49 237H51V238H49ZM53 237V238H52ZM65 237V236H64ZM67 237V236H66ZM115 237V238H114ZM9 238H10V236H9ZM13 238V237H12ZM41 239V241H39V243H37V239ZM17 239V240H18ZM38 239V240H39ZM12 240V239H11ZM16 240V241H17ZM47 240V242H45ZM55 240V239H54ZM54 240H52V241H54ZM60 241H62L61 243H60ZM84 241V240H83ZM83 241H80V242H83ZM25 242V243H24ZM32 242V243H31ZM45 242V243H44ZM55 242V241H54ZM19 243V244H18ZM35 243V244H34ZM59 243V244H58ZM77 243H79V241L77 242ZM10 244H7V246L8 245H10ZM79 244H82V243H79ZM78 244V245H79ZM84 244H85V241H84ZM15 245H17V247L15 246ZM28 245V246H27ZM30 245H33V247H35L36 246V248L34 249L32 246H30ZM35 245V246H34ZM75 245H76V243H75ZM73 246V248L72 249H75L74 247H76V246ZM77 245V247H76V249L79 247ZM19 246V247H18ZM24 246H25V248H24ZM30 246V247H29ZM65 246H68V244L66 245L65 244ZM69 246H71V245H69ZM6 247V248H5ZM32 247V248H31ZM8 248V249H7ZM13 248V249H12ZM80 248H78V250H79ZM0 250V251H1ZM6 250H8V251H6ZM44 250V251H43ZM55 252V253H57V254H53V252ZM81 250V249H80ZM79 250V251H80ZM36 253H35V252ZM43 253H42V252ZM74 251H77V250H74ZM31 252V254L32 255H30V256H28L29 255V253ZM78 252V251H77ZM76 252V253H77ZM9 253V254H8ZM35 253V254H34ZM38 253H40V254H38ZM42 253V254H41ZM46 253V254H45ZM6 254V255H5ZM7 254L9 255V256H11V257H9V256H7ZM36 254H38V255H36ZM48 254H50L48 257H46ZM34 255H36L35 257H34ZM43 255H44V257H43ZM6 256L8 257L7 259H5L6 258ZM31 256H32V258H34V259H32L31 258ZM38 256H39V258H38ZM60 256V255H59ZM63 256V255H62ZM61 256V257H62ZM75 256H77V255H75ZM42 257V258H41ZM55 257H53V261H52V263L54 262V260L56 259ZM61 257L57 260L58 262H60L61 261ZM28 258H30V259H28ZM36 258H38V259H40V260H38V259H36ZM50 258V259H49ZM55 258V259H54ZM63 258H64V256H63ZM68 258H69V256H68ZM70 258H72V256L70 257ZM74 258V259H73ZM72 259L74 260V261H71L70 259H68L70 262H71V264L74 262L75 263V261H76V259H75V257H73ZM76 258H78V257H76ZM8 259H10L11 261H8ZM49 259V260H48ZM65 259V261H66V257L64 258ZM64 259H62V260H64ZM79 259V258H78ZM78 259H77V263L78 264H80V262H78ZM42 260V261H41ZM60 260V261H59ZM67 260V261H68ZM2 261H6V262H2ZM40 261H41V263H40ZM50 262V263H48V262ZM57 261H55V262H57ZM65 261H63V263L64 264H70V263H68L67 261H66V263H65ZM81 261V264H84V263H82L83 262V260L81 259L80 260ZM9 262V263H8ZM43 262V263H42ZM47 262V263H46ZM58 262L57 263H55V264H58ZM30 263V264H31ZM51 263V264H52ZM63 263H59V264H63ZM76 264V263H75Z\"/></svg>","mask_w":264,"mask_h":264}]
</instances>
